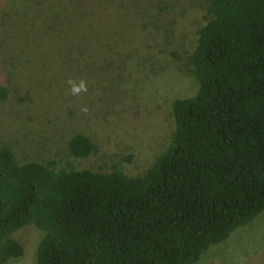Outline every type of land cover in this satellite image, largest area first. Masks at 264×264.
<instances>
[{
  "label": "trees",
  "instance_id": "obj_1",
  "mask_svg": "<svg viewBox=\"0 0 264 264\" xmlns=\"http://www.w3.org/2000/svg\"><path fill=\"white\" fill-rule=\"evenodd\" d=\"M204 1L186 66L197 89L172 102L144 173L75 167L100 151L83 133L66 160L0 147V264L23 255L12 234L29 224L43 232L36 264H193L264 211V0Z\"/></svg>",
  "mask_w": 264,
  "mask_h": 264
},
{
  "label": "rangeland",
  "instance_id": "obj_2",
  "mask_svg": "<svg viewBox=\"0 0 264 264\" xmlns=\"http://www.w3.org/2000/svg\"><path fill=\"white\" fill-rule=\"evenodd\" d=\"M205 10L204 0H0V147L20 162L66 160L83 133L100 151L68 158L75 167L144 173L172 135V102L197 89L186 66ZM69 79L88 91L70 94ZM12 236L24 252L7 264H36L43 232ZM193 264H264V211Z\"/></svg>",
  "mask_w": 264,
  "mask_h": 264
},
{
  "label": "clouds",
  "instance_id": "obj_3",
  "mask_svg": "<svg viewBox=\"0 0 264 264\" xmlns=\"http://www.w3.org/2000/svg\"><path fill=\"white\" fill-rule=\"evenodd\" d=\"M67 83L70 85L69 92L72 95L78 96L81 93H86L88 91V87L86 82L83 79L73 80L69 79ZM87 107H83L82 111L87 112Z\"/></svg>",
  "mask_w": 264,
  "mask_h": 264
}]
</instances>
